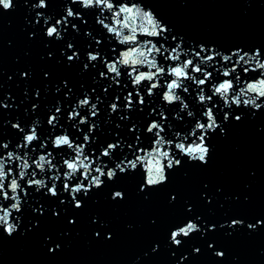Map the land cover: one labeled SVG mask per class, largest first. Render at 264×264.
<instances>
[{
	"label": "water",
	"instance_id": "1",
	"mask_svg": "<svg viewBox=\"0 0 264 264\" xmlns=\"http://www.w3.org/2000/svg\"><path fill=\"white\" fill-rule=\"evenodd\" d=\"M34 2L15 0L13 9L0 8V139L15 145L23 133L12 125L20 122L28 131L37 119L43 137L49 129L47 118L58 105H62L63 113L60 123L70 126L78 122L79 118L69 121L67 114L95 88L93 102L97 95L102 96L97 117H91L87 107L80 109L82 115L97 122L91 135L103 144L121 137L131 142L134 134L129 126L138 123L146 129L148 109L130 113V120H120L125 114L123 107L112 113L109 105L120 89L113 85L107 95L102 92L109 83L99 77L100 71H106L102 62H96L95 68L91 64L88 70L83 68L88 63L86 51L96 48L95 42L70 25L63 39L47 37L48 25L43 18L36 23ZM136 2L150 7L157 19L169 25L172 31L167 43L171 46L176 43L172 35H177L183 37L184 48L195 47L197 51L201 43L221 51L238 46L245 51L264 50V0ZM72 6L83 11L88 20L86 26L79 20L74 23L81 24L82 29L90 28L96 36L104 35L92 11L83 10L79 3ZM64 8V0H48L44 11L55 19L64 14ZM70 42L74 49L67 48ZM89 43L93 48L87 47ZM100 49L107 50V42L96 48ZM73 50H78L80 57L69 62L67 56ZM155 102H160L158 97ZM120 103H124L123 96ZM33 105L38 107L33 110ZM239 112L243 118L236 121L234 116ZM217 115L224 131L209 130L211 154L207 163L177 154L182 164L169 169L168 180L158 187L141 191L142 181L133 173L119 175L115 181L105 178L104 186L93 188L87 195L79 194L84 201L81 208H75L70 195L63 192L62 182L59 197H52L46 189L37 192L29 188L30 195L24 198L21 211L14 213V217L21 218L16 221L18 230L8 235L0 227V264H264V225L258 223L264 220V108L241 106L227 121L222 112ZM80 127L87 131L88 125ZM81 141L82 136L77 142ZM116 190L125 193L122 199H113ZM66 197L67 202L61 203ZM41 207L42 211L34 210ZM233 219L243 220L244 224L229 226ZM188 220H195L202 231L181 237L182 245H174L171 231ZM213 224L215 229L210 228ZM249 224H256V228H248ZM57 244L59 247L51 251ZM156 245L159 248L153 251ZM197 247L199 253L194 252ZM218 251L225 255L217 256ZM182 256L186 257L184 261Z\"/></svg>",
	"mask_w": 264,
	"mask_h": 264
},
{
	"label": "snow or ice",
	"instance_id": "2",
	"mask_svg": "<svg viewBox=\"0 0 264 264\" xmlns=\"http://www.w3.org/2000/svg\"><path fill=\"white\" fill-rule=\"evenodd\" d=\"M64 3V14L54 19L44 11L48 8V0H36L32 3L36 23L43 18L44 24L48 25L46 35L52 39H63L70 25L77 33L83 30L84 35L95 42L96 48L107 42V50H96L92 43L87 45L93 50L86 51L88 63L83 68L88 70L89 64L95 68L96 62H102L106 71H100L99 77L109 81L102 92L107 95L113 85L120 89L109 105L111 112L117 113L123 107L125 114L120 120H130V113L144 112L147 108L146 129L132 123L128 129L134 134L131 142L122 137L106 144L100 143L98 137L94 139L91 133L95 132L97 122L90 121L89 115H82L80 109L87 107L90 116L97 117L102 96L97 95L93 102L95 88L83 95L68 112L69 121L79 118L70 126L60 123L62 105L56 106L48 116L49 129L43 137L37 127L39 119L33 121L28 131L20 122L13 124L14 129L23 133L19 141L12 145L10 140L0 139V227L11 235L18 230L16 221L21 219L14 217V213L21 211L24 198L30 195L29 188L37 192L46 189L52 197H59L62 182L63 192L70 195L75 208H81L84 201L79 194L87 195L93 188L104 186L105 178L115 181L119 175L133 173L142 181L141 191L158 187L168 180L169 169L182 164L177 154L193 162L207 163L211 154L209 130L224 131L218 111L227 121L241 106L256 110L264 108V50L261 48L245 51L238 46L221 51L214 45L209 47L201 43L197 51L195 47L184 48L183 37L177 35H172L171 39L176 43L171 46L167 43L168 33L172 31L169 25L157 19L150 7L136 0H64ZM75 3L83 10L93 12L95 24L104 31L102 37L94 35L90 28L82 29L81 24L86 26L88 20L83 11L73 8ZM14 7L15 0H0L3 10ZM67 48L74 49L75 46L70 42ZM79 57L80 52L73 50L67 60L74 62ZM145 67L147 71L142 70ZM67 83L64 81L65 87ZM70 92L71 89L65 96ZM36 95L39 96V91ZM157 97L159 103L155 102ZM4 107L8 105L4 104ZM32 107L35 110L38 106ZM242 118V112L234 116L236 121ZM85 124L87 131L80 127ZM72 129L80 135H75ZM81 136L82 141L78 143ZM116 136L119 137V133ZM124 195L120 190L112 193L113 199H122ZM172 199L175 200V196ZM8 201L11 202L6 204ZM60 202L66 203L67 197ZM34 210L42 211V207ZM55 214L59 215L58 212ZM258 223L264 225V220ZM243 224V220L233 219L229 226ZM215 227V224L210 225L211 229ZM248 228L255 229L256 224H249ZM197 231H202L201 225L188 220L171 231V241L180 246L183 243L181 237L187 238ZM202 234H206V230ZM108 238H111L110 233ZM58 247L57 244L50 250L55 251ZM209 247L213 245L209 244ZM158 248L156 245L153 251ZM200 251V248H194V252ZM216 255L223 257L225 253L218 251ZM185 259L181 257V261Z\"/></svg>",
	"mask_w": 264,
	"mask_h": 264
},
{
	"label": "clouds",
	"instance_id": "3",
	"mask_svg": "<svg viewBox=\"0 0 264 264\" xmlns=\"http://www.w3.org/2000/svg\"><path fill=\"white\" fill-rule=\"evenodd\" d=\"M8 235H11L10 233Z\"/></svg>",
	"mask_w": 264,
	"mask_h": 264
}]
</instances>
